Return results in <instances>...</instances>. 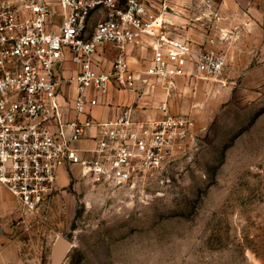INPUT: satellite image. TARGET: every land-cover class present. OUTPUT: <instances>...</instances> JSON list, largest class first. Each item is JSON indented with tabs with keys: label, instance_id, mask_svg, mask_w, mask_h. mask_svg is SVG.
Here are the masks:
<instances>
[{
	"label": "rangeland",
	"instance_id": "374dc122",
	"mask_svg": "<svg viewBox=\"0 0 264 264\" xmlns=\"http://www.w3.org/2000/svg\"><path fill=\"white\" fill-rule=\"evenodd\" d=\"M158 1L162 31L222 53L224 70L165 89L137 83L122 106L188 116L186 146L123 188L94 184L79 166L62 169L43 212L17 203L15 217L3 220L0 264H51L57 237L70 243L60 264H264V55L249 40L236 49L221 45L217 34L234 28L218 21L217 0ZM101 15L93 13L90 24ZM148 51L135 48L131 56L146 61ZM66 63L67 82L78 67Z\"/></svg>",
	"mask_w": 264,
	"mask_h": 264
},
{
	"label": "built area",
	"instance_id": "2783aa9c",
	"mask_svg": "<svg viewBox=\"0 0 264 264\" xmlns=\"http://www.w3.org/2000/svg\"><path fill=\"white\" fill-rule=\"evenodd\" d=\"M158 2L0 0V184L26 212L48 207L60 168L79 166L92 183L123 188L157 173L186 146V115L139 116L128 106L104 120L92 115L111 85L165 89L178 78L213 79L224 70L222 53L162 31ZM95 12L101 20L92 26ZM135 48H148V59L132 57ZM66 62L78 71L67 79L76 94L65 108ZM84 139L92 144L80 147Z\"/></svg>",
	"mask_w": 264,
	"mask_h": 264
},
{
	"label": "crops",
	"instance_id": "0c3cea01",
	"mask_svg": "<svg viewBox=\"0 0 264 264\" xmlns=\"http://www.w3.org/2000/svg\"><path fill=\"white\" fill-rule=\"evenodd\" d=\"M217 6L219 8L216 15L218 21L221 23H231L233 24L234 28V31L224 29L222 30V34H217L219 38L224 40L221 42V45L223 47H228L229 44L230 47L236 49L242 46V43H244L243 40H249V48H252L253 52L256 54L259 53L260 55H264V0H217ZM55 11L57 14L52 17V20L54 25H58L60 22V9L55 7ZM109 55L110 54H107L108 57ZM67 66L68 63L63 64L64 78L66 76L65 70ZM71 92L72 98H74L76 94L75 85L73 83H68L65 80L62 87L61 98H67ZM128 93V90L118 89L114 85L109 86L106 94L99 97L105 98L103 99L105 106L99 105L93 109V117L97 120L110 118L115 113L117 106H122V104H125L128 98H134V96L128 95ZM90 95L94 96L93 93ZM136 111L139 116L148 114L143 110ZM83 142L85 144H83ZM91 144L92 142L90 140L84 139L79 145L90 146ZM62 169L64 168L59 169L58 176L62 174ZM17 203V199L0 184V225L2 224L3 220L6 221L15 217V207ZM3 235V231H0V246ZM1 255L2 251L0 250V257Z\"/></svg>",
	"mask_w": 264,
	"mask_h": 264
},
{
	"label": "water",
	"instance_id": "95a60500",
	"mask_svg": "<svg viewBox=\"0 0 264 264\" xmlns=\"http://www.w3.org/2000/svg\"><path fill=\"white\" fill-rule=\"evenodd\" d=\"M70 243L63 237H57L52 248L51 264H60L67 251Z\"/></svg>",
	"mask_w": 264,
	"mask_h": 264
}]
</instances>
